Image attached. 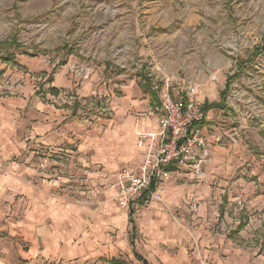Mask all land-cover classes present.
<instances>
[{"label":"crops","instance_id":"0c3cea01","mask_svg":"<svg viewBox=\"0 0 264 264\" xmlns=\"http://www.w3.org/2000/svg\"><path fill=\"white\" fill-rule=\"evenodd\" d=\"M134 27L130 51L121 57L103 53L99 59H90L81 54L80 58L70 56L59 67L24 54L16 55L12 63L0 61V166L10 158L8 152H23L27 168H33L38 156L42 178L47 167L66 163L71 167L76 162L98 171L108 183L112 179V185L121 169L138 170L147 152L139 135L157 131L161 115L151 82L171 78L179 82L174 95L185 98L188 83L208 80L189 79L190 62L194 65L199 59L185 56L184 31L151 34V29L163 28L156 23L143 30ZM200 94L211 149L201 171L173 169L161 185L163 203L139 202L134 207L141 204V208L130 213L115 200L113 206L93 208L90 228L74 219L60 238L68 245L54 242L48 256L86 257L98 264H116L109 254L118 259L117 255H127L140 264L264 262V257L248 256L242 250L264 233L259 214L264 211V154L248 152L242 131L221 119V95L219 102L205 105ZM82 109L93 114L86 115ZM221 126L240 133L238 145L228 143ZM14 184L24 185L0 174L1 190L20 187ZM22 189V194H30V189ZM112 189L114 199L116 189ZM40 208L38 214L43 216L45 208ZM60 213L66 215L64 208ZM83 226H87V237L81 241Z\"/></svg>","mask_w":264,"mask_h":264},{"label":"rangeland","instance_id":"374dc122","mask_svg":"<svg viewBox=\"0 0 264 264\" xmlns=\"http://www.w3.org/2000/svg\"><path fill=\"white\" fill-rule=\"evenodd\" d=\"M149 23L163 26L151 29V34L185 32V56L199 59L194 65L190 62L189 79L208 80L200 84V101L219 102L229 84L226 98H221V119L242 131L248 152L263 155L264 0H0V61L12 63L16 55L24 54L59 67L70 56L81 54L90 59L103 53L121 57L130 51L134 26L143 30ZM113 61L116 66L118 60ZM7 156L0 174L24 185L0 189V264H98L86 257L60 259L46 253L54 250V242L66 241L60 238L71 221L88 223L90 228L93 208L113 206V180L108 183L98 171L76 162L71 167L67 163L47 167L42 178L37 155L33 168L22 162L23 152ZM27 170H32L30 175ZM22 186L30 189L29 195L22 194ZM146 200L147 195L140 202ZM41 205L43 216L38 214ZM141 206L123 210L136 212ZM63 208L66 215L60 213ZM259 214L264 221V211ZM83 230L81 241L87 237V226ZM256 236L242 250L248 256L264 257V233ZM117 256L109 254V259H116V264H140L127 255Z\"/></svg>","mask_w":264,"mask_h":264},{"label":"built area","instance_id":"2783aa9c","mask_svg":"<svg viewBox=\"0 0 264 264\" xmlns=\"http://www.w3.org/2000/svg\"><path fill=\"white\" fill-rule=\"evenodd\" d=\"M83 76H88L87 71ZM178 84L171 78L151 82V90L161 103L159 128L139 135L147 152L138 170L123 168L117 174L114 200L121 209L136 206L145 195L146 205L162 203L161 185L171 177L173 169L189 168L200 172L210 160L211 149L204 133L206 111L198 101L201 86L188 83L185 98H178L174 95ZM221 131V135L228 137L233 145L239 144L237 133L230 134L224 126Z\"/></svg>","mask_w":264,"mask_h":264},{"label":"trees","instance_id":"16d2710c","mask_svg":"<svg viewBox=\"0 0 264 264\" xmlns=\"http://www.w3.org/2000/svg\"><path fill=\"white\" fill-rule=\"evenodd\" d=\"M229 90H230V86H229V84H227L225 91L222 92V94H221V98L222 99H225L226 98V95L228 94ZM155 96H156V94H155ZM153 189H154V187H153Z\"/></svg>","mask_w":264,"mask_h":264}]
</instances>
